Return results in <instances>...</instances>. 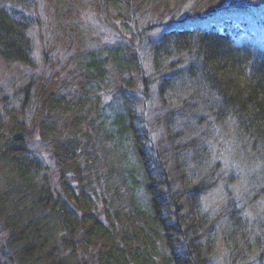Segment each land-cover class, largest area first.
Here are the masks:
<instances>
[{"label":"trees","instance_id":"16d2710c","mask_svg":"<svg viewBox=\"0 0 264 264\" xmlns=\"http://www.w3.org/2000/svg\"><path fill=\"white\" fill-rule=\"evenodd\" d=\"M44 1L64 18L57 11L68 0ZM88 4L109 20L112 37L88 44L65 26L55 44L67 59L59 55L54 73L25 80L10 100L0 97L6 252L17 264H212L215 218L203 205L218 183L207 142L231 134L234 170L264 180V13L256 30L164 31L146 41L149 66L141 53L147 31L185 11L196 18L264 0ZM36 8V0H0L1 62L34 66L28 15ZM42 49L53 62L52 49ZM235 212L226 215L231 253L264 250V232L239 246L250 230Z\"/></svg>","mask_w":264,"mask_h":264},{"label":"rangeland","instance_id":"374dc122","mask_svg":"<svg viewBox=\"0 0 264 264\" xmlns=\"http://www.w3.org/2000/svg\"><path fill=\"white\" fill-rule=\"evenodd\" d=\"M38 3V8L31 11L30 19L34 21V26L32 29V37L34 39V66H19L16 64L7 65L0 61V97L4 95L8 96L9 100L14 97L13 94L16 89H18L25 80L37 74L47 75L50 72L54 73V70L50 68L57 65V58L62 55L63 60H66L69 53H65L62 50H57L58 36H62L65 26L68 28H75L74 33H80L82 36L87 37L86 43L92 44L95 39L104 41L105 39H110L114 31L104 25L103 22L109 21L104 16L101 17L100 12L97 14L96 10L89 6L91 0H79L78 3H69L60 6V11H57L64 16L62 19H57L55 16L56 7L54 9L45 5L44 0H36ZM89 1V2H88ZM97 1V0H96ZM70 2H72L70 0ZM103 11V10H101ZM185 11V10H184ZM264 13V7H250L248 9L243 8H233L227 6L221 10H217L215 13L207 14L203 17L189 18L186 11L181 13L174 21L168 22L163 26H158L150 31H147L148 39L145 40V47L142 48V56L145 58V63L147 66L150 64L151 58L148 56L149 45L146 41L155 40L164 34V31L171 29H180L185 27L196 28L198 26L202 28H224L231 25L234 28H241V30L246 31V29L253 30L252 28L258 27V20ZM103 18V19H102ZM110 19V18H109ZM239 23H243L239 24ZM96 41V40H95ZM98 41V40H97ZM46 46L52 49L50 55L53 62L46 63L42 58V47ZM59 46V45H58ZM61 48V47H60ZM62 49V48H61ZM64 50V49H63ZM68 63V62H67ZM50 64V66H49ZM58 68V66L56 67ZM136 97H138L137 90ZM111 95H105L104 98L108 100ZM153 108L152 103H149V107ZM157 104H155V112L160 111ZM156 134L161 132V129L155 131ZM231 137V138H229ZM223 141H216L212 138L211 142H207L208 146H212V152L209 153L208 162L211 167L215 166L213 176L217 179V186L214 190L205 193L204 195V209L210 212V217L215 218L211 220L212 225L216 227L214 245L212 246L213 252L210 254V260L212 264H264V250L262 247L256 246V250H251L248 253L244 261H241L240 255L236 258V254L231 253L232 244L229 237H226L229 233L227 216L230 211L236 209L235 213H238L243 218L244 226L246 230H250L246 237L249 244L255 243V236H260L264 228L261 223L264 222V180L259 178V172H246L241 171L238 173L234 169L236 168L233 162L228 158V150L231 146L233 137L231 134L224 133L222 137ZM224 138L226 140H224ZM231 140H233L231 142ZM37 149V148H36ZM227 151V152H226ZM53 163L52 159H50ZM241 165L243 163L239 162ZM239 170L238 168H236ZM231 223V222H230ZM264 225V223H263ZM255 228V229H253ZM4 234L0 232V264H17L15 262L13 255L6 252L7 247L5 246ZM209 240L212 241L210 238ZM256 244V243H255ZM254 244V245H255ZM241 245V247H244ZM10 254V255H9ZM233 255L236 260L231 258Z\"/></svg>","mask_w":264,"mask_h":264},{"label":"bare ground","instance_id":"6f19581e","mask_svg":"<svg viewBox=\"0 0 264 264\" xmlns=\"http://www.w3.org/2000/svg\"><path fill=\"white\" fill-rule=\"evenodd\" d=\"M239 24H242L243 25V23H239ZM257 28V27H256ZM256 28H255V30H256ZM238 30H241V28H237ZM252 29H254V28H252ZM221 30H224V28H221ZM263 39H264V34H263ZM187 177H188V179H192V178H190L188 175H187ZM194 182V181H193ZM104 207L103 206H101L100 208H99V210H101L102 211V216H104V213H103V209ZM263 232H264V230H263ZM263 232H262V234H263ZM243 234H244V230H243ZM245 234H246V232H245ZM237 235V234H236ZM238 236H240V237H244L243 238V241L241 242V243H239V246H241V245H244V243L246 244V240H247V237L246 236H242V235H238ZM248 256V255H247ZM246 256V257H247ZM245 259H248V258H241V261H244ZM233 264H235V263H233Z\"/></svg>","mask_w":264,"mask_h":264}]
</instances>
